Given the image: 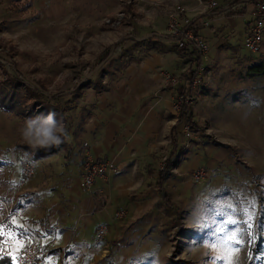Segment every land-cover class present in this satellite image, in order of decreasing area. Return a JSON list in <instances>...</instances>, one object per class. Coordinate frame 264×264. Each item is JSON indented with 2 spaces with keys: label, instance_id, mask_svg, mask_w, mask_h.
<instances>
[{
  "label": "rangeland",
  "instance_id": "obj_1",
  "mask_svg": "<svg viewBox=\"0 0 264 264\" xmlns=\"http://www.w3.org/2000/svg\"><path fill=\"white\" fill-rule=\"evenodd\" d=\"M234 1L0 0V88L20 81L24 107L0 106V233L14 264L31 243L45 247L44 264H264V73L252 70L264 66V45L258 54L246 49L255 4ZM245 4L246 15L231 16ZM229 6L196 24L208 45L202 61L173 39L194 17ZM186 71L197 75L188 101L206 135L177 124ZM49 111L68 130L59 155L39 161L17 152L24 119ZM106 141L128 157L111 176L132 201L119 204L108 237L78 222L33 219L30 231L17 223L32 203L21 181L27 164L43 204L61 212L64 190ZM176 141L177 165L165 182L174 211L149 171H161ZM55 248L62 251L49 253Z\"/></svg>",
  "mask_w": 264,
  "mask_h": 264
},
{
  "label": "crops",
  "instance_id": "obj_2",
  "mask_svg": "<svg viewBox=\"0 0 264 264\" xmlns=\"http://www.w3.org/2000/svg\"><path fill=\"white\" fill-rule=\"evenodd\" d=\"M118 152L119 148H110L107 141L104 143L102 142L99 146L95 145V148L93 149V153L96 158H108L114 160L121 168H123L125 165L124 161L128 160V157H118L116 156ZM55 155L42 157L39 161H44L50 157L53 159ZM30 179L25 183V185L28 183L26 189L31 192L30 196L32 197V203L27 201L24 202V206L21 208L20 216L17 220V223L21 227L27 229V231H30L29 227L34 225L33 221H30L33 219L40 220L38 225L43 224L41 221L60 223L78 222L79 224L84 223L87 226L96 225L95 229H97V226L100 223L110 222L112 220V216L119 204L129 207L132 205V201H130L129 198V192L125 189V187H122V180H116L117 178L115 176L102 179L100 178L92 190H87L82 184L80 175L75 178L73 184L69 188L64 190L63 195L66 197L68 202L66 204H60L61 212H59L56 211V209L43 204L44 197L42 194V186L39 183L40 178L35 179L37 181L32 180L31 182ZM99 195L107 196L108 201L103 209L95 211ZM81 234H83L82 230Z\"/></svg>",
  "mask_w": 264,
  "mask_h": 264
},
{
  "label": "trees",
  "instance_id": "obj_3",
  "mask_svg": "<svg viewBox=\"0 0 264 264\" xmlns=\"http://www.w3.org/2000/svg\"><path fill=\"white\" fill-rule=\"evenodd\" d=\"M240 2H245V3L250 2V3L256 4L257 0H236L231 4V6L234 4L240 3ZM231 6L221 8V9L216 8L211 13L200 14V15L194 17L189 22V24L186 26V28L187 27L188 28L194 27L196 33L199 34V30H198L199 27L196 24L200 19H202L205 16L212 18L215 15H220V14L228 11V9ZM247 13H248L247 4H245V6L243 8H241L240 10H238L236 12H232L231 16H241V15H246ZM172 37H173V39H180L181 38V36H179V35L172 36ZM128 38L136 39L133 36H129ZM186 47H188V46L184 45L183 49H185ZM197 60L201 61L200 55L197 56ZM252 70H254L256 73H264V66L263 65L256 66V67H253ZM195 77H196V73L190 72V71H186L180 77L181 84L178 87L177 96L179 98H182V102H181V106H180L179 120H178L177 124L179 125L181 123L186 122L187 126H189L192 130L198 131V132L202 131V133L204 135H206L205 129L202 128L198 124V122H196L193 119V117H192V105L190 104V101H188V98L190 97V95L192 94V91H193V87H194L193 80L195 79ZM20 83H21L20 81H17V82L9 84L8 87L6 85H3L0 88V106L1 107H5L4 109L13 108L15 111L23 112L24 107H23V105H21L23 100L19 94L20 93L19 92ZM44 111H45V109H44ZM57 118L59 119V116H57ZM213 145L216 147H221V146L225 147V144L219 143L217 141H214ZM63 146H65V143L61 144L59 147H53L47 151H45V150L38 151L35 153V159L39 160L42 157H46L48 155L56 154L60 151V149ZM177 149H178V141L175 142V147L173 148L171 155L167 159V162H166L167 169L161 170L157 175L153 171H149L150 176L156 178L157 188L162 193V196H163L164 201L167 204V206L169 208H171L170 210L176 208V206H175L174 202L172 201L170 193L168 192V190L165 187V182L169 178V176L171 175L172 169L177 165V160H176ZM15 150L21 154H24V153L34 154L28 149L27 145L23 144V142L18 143L16 145ZM69 158H70V156L66 157V159H69ZM105 205H106V203L101 202V201L100 202L97 201L95 211H99V210L103 209V207ZM0 210H3V204L1 202H0ZM174 211H177V210L174 209ZM60 251H62V248H55V249L49 250V253L56 254V253H59ZM0 264H14L13 258L10 255L8 248H7V245H6L5 236L1 233H0Z\"/></svg>",
  "mask_w": 264,
  "mask_h": 264
},
{
  "label": "built area",
  "instance_id": "obj_4",
  "mask_svg": "<svg viewBox=\"0 0 264 264\" xmlns=\"http://www.w3.org/2000/svg\"><path fill=\"white\" fill-rule=\"evenodd\" d=\"M213 6L217 7V3L213 2ZM183 12L182 6H177L176 11L171 15L172 20L177 22L179 14ZM254 21L248 30L245 38V47L249 52L260 53L263 50L264 45V0H257L254 10ZM181 36V46L189 45L195 48L198 55L201 56V61L204 59L208 45L203 41L201 36L196 33L194 27L184 28L178 30L176 36ZM197 77V75H196ZM193 80L194 86L197 84V79ZM189 99V98H188ZM182 102V98H179ZM167 169L166 162L161 166V170ZM121 167L114 161L108 158H94L88 156L82 164L81 180L85 189L91 190L98 181V179L107 178L111 175L120 173ZM33 174V167L31 164H27L23 168V176L21 181L23 184L29 181ZM204 175V171L198 170L194 173V176L201 178ZM118 217L123 218L125 212L121 211L117 213ZM110 233V225L107 222H102L97 226L96 237L98 239L106 238ZM47 251L44 246H40L38 243H31L26 246L23 252L16 259V264H44Z\"/></svg>",
  "mask_w": 264,
  "mask_h": 264
},
{
  "label": "clouds",
  "instance_id": "obj_5",
  "mask_svg": "<svg viewBox=\"0 0 264 264\" xmlns=\"http://www.w3.org/2000/svg\"><path fill=\"white\" fill-rule=\"evenodd\" d=\"M18 131L23 144L34 154L59 147L68 138L67 127L55 111L26 117Z\"/></svg>",
  "mask_w": 264,
  "mask_h": 264
},
{
  "label": "snow or ice",
  "instance_id": "obj_6",
  "mask_svg": "<svg viewBox=\"0 0 264 264\" xmlns=\"http://www.w3.org/2000/svg\"><path fill=\"white\" fill-rule=\"evenodd\" d=\"M230 223H232V224H236L237 222L236 221H230ZM235 233H233V236L232 237H230V239H235ZM237 243H238V241H237ZM218 259H225L224 257H218Z\"/></svg>",
  "mask_w": 264,
  "mask_h": 264
},
{
  "label": "water",
  "instance_id": "obj_7",
  "mask_svg": "<svg viewBox=\"0 0 264 264\" xmlns=\"http://www.w3.org/2000/svg\"><path fill=\"white\" fill-rule=\"evenodd\" d=\"M147 37H151V36H147Z\"/></svg>",
  "mask_w": 264,
  "mask_h": 264
}]
</instances>
